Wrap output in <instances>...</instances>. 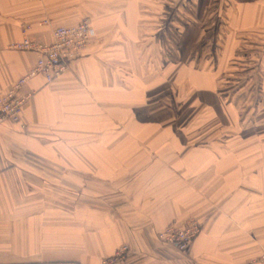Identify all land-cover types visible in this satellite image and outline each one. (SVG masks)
I'll use <instances>...</instances> for the list:
<instances>
[{
  "label": "crops",
  "instance_id": "crops-1",
  "mask_svg": "<svg viewBox=\"0 0 264 264\" xmlns=\"http://www.w3.org/2000/svg\"><path fill=\"white\" fill-rule=\"evenodd\" d=\"M208 3L214 37L264 38V0ZM127 5L0 0V93L36 60L11 47L22 23L46 42L52 26L88 17L97 34L61 76L27 80L21 120L0 123V264H102L122 245L121 264H264V49L250 53L259 62L238 64L252 77L238 80V127H224L220 142L214 131L185 153L151 161L149 151L163 144L145 142L150 132L127 108L133 87L119 90L117 78L118 34L136 20ZM45 17L52 26H34ZM190 216L201 230L185 250L158 239Z\"/></svg>",
  "mask_w": 264,
  "mask_h": 264
},
{
  "label": "rangeland",
  "instance_id": "rangeland-1",
  "mask_svg": "<svg viewBox=\"0 0 264 264\" xmlns=\"http://www.w3.org/2000/svg\"><path fill=\"white\" fill-rule=\"evenodd\" d=\"M118 1L119 7L128 4V8L132 4L136 12L133 31L130 26L126 28L124 25L125 28L120 29L122 32L118 34L124 37L115 48L117 78L120 85H124L119 90L125 89V84L133 87L134 102L133 105L128 104L127 108L133 111V118L140 119L136 126L150 132L145 135V142L163 144L160 146L162 150L149 151L150 160L174 158V154L189 150L190 141L197 138L198 142L206 141L208 134L214 131L215 141L220 142L224 127L232 129L239 126L240 87L237 85L240 75L245 74L243 79L252 78L248 71V76L245 72L240 73L238 64L259 62L261 56L253 57L250 53L252 49L256 50L255 46L264 49V38L244 40L239 37H214L212 29L217 26L211 20L212 6L206 7L210 4L209 0ZM84 19L90 24L88 17L80 20ZM206 30L211 31L208 33ZM94 33L96 40L95 30ZM73 61L68 64V69ZM206 75L210 81L214 77L215 95L209 94ZM197 78L199 85L194 88ZM162 107L166 108L163 111L167 115L161 113ZM242 122L245 125L244 118ZM165 128L170 131H165ZM194 128L199 130L195 138L191 135ZM175 144H182L183 149ZM190 219L196 218L190 216L182 223ZM200 230L190 238V242Z\"/></svg>",
  "mask_w": 264,
  "mask_h": 264
},
{
  "label": "built area",
  "instance_id": "built-area-1",
  "mask_svg": "<svg viewBox=\"0 0 264 264\" xmlns=\"http://www.w3.org/2000/svg\"><path fill=\"white\" fill-rule=\"evenodd\" d=\"M50 19L45 17L34 24L36 27L52 26ZM22 37L19 42L11 45L13 49L34 52L35 62L29 70L15 80L12 86L5 92L0 93V123L3 120L19 123L21 120V107L27 102L29 93H22L27 80L37 75H42L46 82L61 76L68 69V64L82 55L84 49L94 39V29L88 20H80L73 25H54L51 27L50 41H41L31 35L32 25L22 23ZM200 222L190 219L180 224H168L159 232V240L172 245L179 250H185L200 230ZM127 247H120L115 253L103 259L102 264H121L125 257ZM255 264V263H250Z\"/></svg>",
  "mask_w": 264,
  "mask_h": 264
}]
</instances>
